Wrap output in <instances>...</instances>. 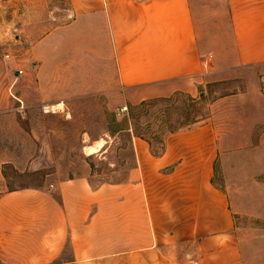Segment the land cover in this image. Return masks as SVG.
<instances>
[{
  "label": "crops",
  "instance_id": "crops-1",
  "mask_svg": "<svg viewBox=\"0 0 264 264\" xmlns=\"http://www.w3.org/2000/svg\"><path fill=\"white\" fill-rule=\"evenodd\" d=\"M58 2L50 0L58 22L44 36L37 71L48 103L133 88L139 100L193 93L196 77L218 62H264V0ZM132 139L136 164L124 184L91 187L78 177L2 191L0 263L161 264L165 245L229 237L211 126L170 134L158 155Z\"/></svg>",
  "mask_w": 264,
  "mask_h": 264
},
{
  "label": "rangeland",
  "instance_id": "rangeland-1",
  "mask_svg": "<svg viewBox=\"0 0 264 264\" xmlns=\"http://www.w3.org/2000/svg\"><path fill=\"white\" fill-rule=\"evenodd\" d=\"M50 6L0 0V193L53 189L78 177L91 187L124 184L136 164L131 124L158 150L169 129L195 119L187 128L209 124L215 134L213 182L227 197L233 226L227 238L165 245L161 264H264V62H218L196 77L193 93L139 100L133 88L48 103L37 71L44 36L58 22Z\"/></svg>",
  "mask_w": 264,
  "mask_h": 264
},
{
  "label": "trees",
  "instance_id": "trees-1",
  "mask_svg": "<svg viewBox=\"0 0 264 264\" xmlns=\"http://www.w3.org/2000/svg\"><path fill=\"white\" fill-rule=\"evenodd\" d=\"M141 104H144V102H141ZM196 123V120L194 119V120H192L191 122H189V123H187V124H184V125H180V126H178V127H176V128H171V129H169V133H174V132H176V131H178V130H180V129H184V128H187V127H190L191 125H193V124H195ZM131 128H132V134L134 135V136H138V137H142L143 139H145L148 143H149V145H150V141L143 135V133L142 132H140L139 130H138V128L133 124H131ZM163 148H164V143L162 142V144H161V146H160V148L158 149V150H153L152 148H151V153L153 154V155H158V154H160L162 151H163Z\"/></svg>",
  "mask_w": 264,
  "mask_h": 264
},
{
  "label": "built area",
  "instance_id": "built-area-1",
  "mask_svg": "<svg viewBox=\"0 0 264 264\" xmlns=\"http://www.w3.org/2000/svg\"><path fill=\"white\" fill-rule=\"evenodd\" d=\"M6 56H8V55H6ZM210 57H211V56H209V57H205V58L202 59V65H203L204 67L207 66ZM18 73H19V74H22V73H23V70H22V69H18Z\"/></svg>",
  "mask_w": 264,
  "mask_h": 264
},
{
  "label": "bare ground",
  "instance_id": "bare-ground-1",
  "mask_svg": "<svg viewBox=\"0 0 264 264\" xmlns=\"http://www.w3.org/2000/svg\"><path fill=\"white\" fill-rule=\"evenodd\" d=\"M99 146H100V145H99ZM94 149H95L94 147H91V148H90V151L93 152V151H95Z\"/></svg>",
  "mask_w": 264,
  "mask_h": 264
}]
</instances>
